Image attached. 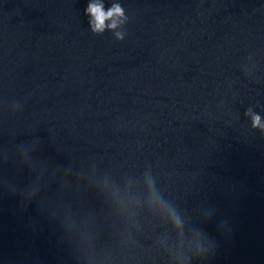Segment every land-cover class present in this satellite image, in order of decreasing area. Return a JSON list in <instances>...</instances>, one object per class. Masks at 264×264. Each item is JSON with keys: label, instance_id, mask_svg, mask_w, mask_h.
<instances>
[{"label": "water", "instance_id": "95a60500", "mask_svg": "<svg viewBox=\"0 0 264 264\" xmlns=\"http://www.w3.org/2000/svg\"><path fill=\"white\" fill-rule=\"evenodd\" d=\"M102 2L0 0V264H264V0Z\"/></svg>", "mask_w": 264, "mask_h": 264}, {"label": "clouds", "instance_id": "9594fccd", "mask_svg": "<svg viewBox=\"0 0 264 264\" xmlns=\"http://www.w3.org/2000/svg\"><path fill=\"white\" fill-rule=\"evenodd\" d=\"M84 15L88 17V26L94 35H101L106 30H113L123 23L124 10L119 4H112L107 11L104 10L102 0H89L84 9ZM116 40H122L123 35L116 33ZM254 126H260V117H253Z\"/></svg>", "mask_w": 264, "mask_h": 264}]
</instances>
